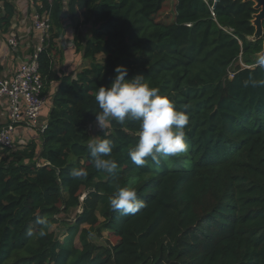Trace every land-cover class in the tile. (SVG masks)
<instances>
[{"label": "trees", "instance_id": "obj_1", "mask_svg": "<svg viewBox=\"0 0 264 264\" xmlns=\"http://www.w3.org/2000/svg\"><path fill=\"white\" fill-rule=\"evenodd\" d=\"M166 1L42 0V96L53 90L36 138L0 145V264H264V88L244 87L249 76L264 80L256 64L262 41L248 40L257 11L251 1L174 0V18L164 23L157 15ZM65 14L81 55L69 74L53 61ZM14 15L13 0H0V30ZM118 65L126 79L143 75L177 108L188 105L185 153L138 167L128 155L138 124L112 121L97 137L114 141L119 167L112 175L93 167L94 98ZM74 168L88 176L72 177ZM119 187H135L145 207L114 212ZM93 232L117 240L99 245Z\"/></svg>", "mask_w": 264, "mask_h": 264}, {"label": "clouds", "instance_id": "obj_2", "mask_svg": "<svg viewBox=\"0 0 264 264\" xmlns=\"http://www.w3.org/2000/svg\"><path fill=\"white\" fill-rule=\"evenodd\" d=\"M264 68V56L256 61ZM115 76L108 85H101L95 94L99 111L95 113L96 125L103 130L110 122L123 125L126 121L138 124L136 144L129 149L130 160L138 167L148 164L149 160L160 165L162 160L185 153L186 127L190 124L188 105L177 108L176 102L158 87L151 86L148 78L137 75L126 79L128 69L118 65ZM264 88V80L249 76L244 87ZM115 143L112 139H93L88 151L93 167L109 175L116 172L119 165L112 158ZM70 175L81 179L88 176L84 168L72 169ZM110 207L122 216L135 215L145 207V202L138 198L135 187H119L110 199ZM37 223L44 225L47 220L38 218ZM29 235H32L29 230ZM43 235V233H41Z\"/></svg>", "mask_w": 264, "mask_h": 264}, {"label": "crops", "instance_id": "obj_3", "mask_svg": "<svg viewBox=\"0 0 264 264\" xmlns=\"http://www.w3.org/2000/svg\"><path fill=\"white\" fill-rule=\"evenodd\" d=\"M15 15L7 31L0 30V79H10L22 63L27 62L41 47L40 33L34 29L35 10L31 0H13ZM89 27V29H88ZM83 29L84 38L91 36L90 26ZM15 36L17 48L12 51L8 40ZM59 54L54 56V69L63 74L75 73L81 64V55L76 54L73 46V30L71 22L65 14L63 33L56 41ZM51 93L44 95L46 107L41 111L39 124L45 125L50 107ZM9 121V109L4 100L0 101V129ZM35 130L23 124L18 125L13 134L15 140L36 138Z\"/></svg>", "mask_w": 264, "mask_h": 264}, {"label": "built area", "instance_id": "obj_4", "mask_svg": "<svg viewBox=\"0 0 264 264\" xmlns=\"http://www.w3.org/2000/svg\"><path fill=\"white\" fill-rule=\"evenodd\" d=\"M216 2V0H211ZM35 10L34 29L40 33L41 46L48 38L49 21L48 14L41 16L37 13V8H42V0H31ZM12 51L17 48V40L12 36L8 40ZM41 47L30 60L22 63L16 70L12 78L0 79V101L4 100L9 109V121L0 129V145L10 148L14 142V132L18 125L23 124L29 129H44V125L39 124L40 114L45 102L42 96L43 82L39 74V64L37 55ZM251 66H247L250 68ZM255 67V66H254Z\"/></svg>", "mask_w": 264, "mask_h": 264}, {"label": "rangeland", "instance_id": "obj_5", "mask_svg": "<svg viewBox=\"0 0 264 264\" xmlns=\"http://www.w3.org/2000/svg\"><path fill=\"white\" fill-rule=\"evenodd\" d=\"M173 18H174V0H167L164 3L161 11L158 13L157 20H160L164 23H169L173 20ZM88 29H89V27H88ZM254 66H256V64L252 65L250 68H254ZM245 67H247V66H245ZM78 68H79V66H78ZM52 90H53V87H52V89H50L49 93H51ZM45 107H46V99H45L43 108L45 109ZM43 108H42V110H43ZM99 130H101V129L96 125V123L89 125V133H90L91 140L98 139L97 133ZM75 213H79V210H77ZM62 217H64V216H62ZM71 218H73V216H71ZM85 228H88V227H85ZM52 230L57 231L58 234H64V232H65L64 226H60V227L55 226ZM61 237H62V235H61ZM89 239L92 242L99 244V245H101V244L105 245L107 243L114 244L117 240L116 237H114L113 235H111L107 232H102L101 234L93 232L89 236ZM75 245L77 247H79L78 238L75 239Z\"/></svg>", "mask_w": 264, "mask_h": 264}, {"label": "water", "instance_id": "obj_6", "mask_svg": "<svg viewBox=\"0 0 264 264\" xmlns=\"http://www.w3.org/2000/svg\"><path fill=\"white\" fill-rule=\"evenodd\" d=\"M244 2L251 1L253 9L257 12L252 15L251 24L254 27V33L248 38L249 41H262V50L256 55V58L264 56V0H243Z\"/></svg>", "mask_w": 264, "mask_h": 264}]
</instances>
